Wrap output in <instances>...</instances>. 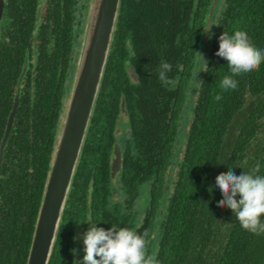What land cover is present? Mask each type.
<instances>
[{
	"label": "trees",
	"instance_id": "obj_1",
	"mask_svg": "<svg viewBox=\"0 0 264 264\" xmlns=\"http://www.w3.org/2000/svg\"><path fill=\"white\" fill-rule=\"evenodd\" d=\"M221 2L224 6L215 27ZM89 3L7 0L8 14L15 13L24 23L6 25L0 35V145L26 60L31 67L22 82L21 102L0 171V264H27L65 113L64 100L73 83L70 75L73 66L75 73L80 35L86 27L84 17L85 25L76 29L77 11L82 8L86 15ZM211 3L121 0L102 77L101 87L107 84L104 90L112 92V84L121 81L130 40L136 52L135 68L150 88L148 95L141 91L139 97L131 95L130 111L144 116L142 127L150 137L143 146L151 149L150 159L163 163L149 170L155 182L147 201L148 236L155 235V241L151 240L145 254L153 257V264H264V234L246 231L231 209L217 207L223 195L215 187L216 177L230 167L237 176L243 172L264 176V61L251 73L232 76L228 62L215 55L219 37L236 31L246 32L252 45L264 51V0L219 2L213 17L214 39L203 55L207 60L203 72L205 61L198 53ZM162 62L172 65L166 73L171 81L167 85L159 78ZM225 76L237 81L235 90L220 88ZM189 88L195 94L187 96ZM247 104L249 112L232 141L230 129ZM158 216L159 226L154 225Z\"/></svg>",
	"mask_w": 264,
	"mask_h": 264
},
{
	"label": "flooded vegetation",
	"instance_id": "obj_2",
	"mask_svg": "<svg viewBox=\"0 0 264 264\" xmlns=\"http://www.w3.org/2000/svg\"><path fill=\"white\" fill-rule=\"evenodd\" d=\"M4 1L0 35L5 26L12 22L24 23V20L14 17L15 13L8 14L7 0ZM127 43L128 59L124 62L125 69L120 71L121 81L113 83L114 90H108V93L104 90L108 85L105 84L103 88L100 85L94 106L96 112L93 109L49 264H74L76 260H83L85 254L78 253L84 248L83 239L80 242L75 238L89 230L91 225L88 223L105 230L115 227L135 232L144 223L149 191L155 182V175L150 176L149 170L151 167L158 169L163 163L157 164L156 159H150L151 149L143 146V142L148 144L150 137L146 128L142 127L144 116L132 112L136 110L130 111L133 101L131 95L139 97V91L148 95L150 88L148 81L135 68L136 52L131 41ZM30 67L29 64L28 70ZM32 72L34 79L35 70L32 69ZM109 93H113V96H109ZM116 160L120 161V165L114 173ZM125 170H129L128 174ZM160 202L164 204L165 195L161 196ZM159 211V216L163 215ZM159 216L154 225H160ZM148 228L149 223L142 235L146 242L145 249L155 241V235L151 238L148 236ZM152 232L155 234L154 230Z\"/></svg>",
	"mask_w": 264,
	"mask_h": 264
},
{
	"label": "water",
	"instance_id": "obj_3",
	"mask_svg": "<svg viewBox=\"0 0 264 264\" xmlns=\"http://www.w3.org/2000/svg\"><path fill=\"white\" fill-rule=\"evenodd\" d=\"M120 1L91 0L84 31V40L81 44L75 76L57 138L27 264H49L108 60ZM220 1L212 0L211 3L209 16L202 35L200 51L202 56L211 40L209 36H211L212 32L213 17ZM4 7L5 1L0 0V18ZM42 7H39L40 11H42ZM209 28L210 31H207ZM200 58L202 57L200 56ZM28 66V60H26L19 78L17 94L8 118L5 134L0 145V171L4 161L5 148L20 106L21 87ZM192 94H195V89ZM119 165L120 161L116 160L113 169L114 173L119 170ZM148 217L149 213L147 210L143 225L136 230L138 235H143L148 224Z\"/></svg>",
	"mask_w": 264,
	"mask_h": 264
},
{
	"label": "clouds",
	"instance_id": "obj_4",
	"mask_svg": "<svg viewBox=\"0 0 264 264\" xmlns=\"http://www.w3.org/2000/svg\"><path fill=\"white\" fill-rule=\"evenodd\" d=\"M207 31H210V28ZM198 54L207 63L204 57ZM215 55L228 62L227 67L232 76L251 73L264 61V51L255 48L248 34L243 31H236L232 36L224 32L219 37V50ZM171 68L172 65L167 62H162L159 67V78L166 85L171 83L166 76ZM220 88L224 91L235 90L237 81L231 76H225ZM216 99L221 97L217 96ZM256 170H259V165ZM215 187H218L223 195L217 207L231 209L246 231L255 235L264 234V222L261 220V217H264V176H253L246 172L237 176L230 167L227 173H220L216 177ZM88 224L91 225L89 230L82 237L75 238L83 239L85 255L83 260H76L74 264H153V257H146L145 254L146 242L137 232L115 227L105 230Z\"/></svg>",
	"mask_w": 264,
	"mask_h": 264
},
{
	"label": "rangeland",
	"instance_id": "obj_5",
	"mask_svg": "<svg viewBox=\"0 0 264 264\" xmlns=\"http://www.w3.org/2000/svg\"><path fill=\"white\" fill-rule=\"evenodd\" d=\"M90 3H91V0H90ZM90 3H89V7H90ZM222 4H220L219 6V10H218V12L216 13V17H215V22H214V25H215V27L218 25V21H219V18L221 17V13H222V8H223V6H224V2H221ZM88 11H89V8H88ZM86 18V22H87V18H88V13L85 15V12L83 11V9L82 8H80V9H78V11H77V20H76V29L77 30H79L80 29V27L82 26V25H85V24H82V20H83V18ZM213 39H214V36H212V41H213ZM80 40H81V44H82V41L84 40V34L81 36L80 35ZM81 48V47H80ZM79 48V50H81ZM210 50H211V48L209 49V52H210ZM79 56V55H78ZM208 56V55H207ZM76 60V59H75ZM207 61V60H206ZM77 62H78V58H77ZM74 64H75V66L77 67V63H75L74 62ZM73 64V65H74ZM206 65H207V63L205 62V64H204V67H203V72L205 71V69H206ZM73 68H74V66H73ZM73 68H72V71H71V75H70V83L73 81V79L72 78H74V76H75V73H74V75H73ZM75 72H76V68H75ZM194 74H193V76H192V80H191V84H192V86H193V80H194ZM191 92H192V89L191 88H189V91H188V93H187V96H189V95H191ZM197 93H196V97H195V99H194V102H193V107L196 105V101H197ZM67 101H68V97L67 98H65V100H64V106L66 105L67 106ZM189 98H188V100H187V98H186V102H185V109H187L188 108V105H189ZM249 108H250V106L247 104L245 107H244V110H243V112L240 114V115H238V117L236 118V120H235V122L233 123V125H232V127H231V129H230V133H229V136H230V139L232 140V141H234L235 140V137H236V135L238 134V132H239V130H240V128H241V126H242V124H243V122H244V116L249 112ZM184 109V111H186ZM65 110H66V107H65ZM184 116H185V112L183 113V118H182V122H181V128L183 127V121H184ZM63 118H64V116H63ZM62 122H63V119H62ZM62 126V125H61ZM186 130H187V128H186ZM87 134V133H86ZM86 137V136H85ZM85 141V140H84ZM83 145H84V143H83ZM182 149H184L185 148V139H184V145L182 144ZM83 148V147H82ZM82 151V150H81ZM81 154V153H80ZM181 157H182V150H181ZM80 158V157H79ZM78 161H79V159H78ZM77 165H78V163H77ZM77 168V167H76ZM76 172V171H75ZM176 173H177V171H176ZM176 178V177H175ZM83 236V235H82ZM81 236V237H82ZM79 241L81 242L82 241V238L81 239H79ZM83 247H84V245H83ZM78 253L79 254H85L84 253V251L83 250H79L78 251Z\"/></svg>",
	"mask_w": 264,
	"mask_h": 264
}]
</instances>
